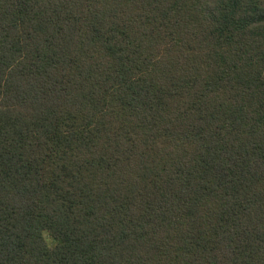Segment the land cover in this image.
Segmentation results:
<instances>
[{
    "label": "trees",
    "instance_id": "obj_1",
    "mask_svg": "<svg viewBox=\"0 0 264 264\" xmlns=\"http://www.w3.org/2000/svg\"><path fill=\"white\" fill-rule=\"evenodd\" d=\"M0 264H264V0H0Z\"/></svg>",
    "mask_w": 264,
    "mask_h": 264
}]
</instances>
